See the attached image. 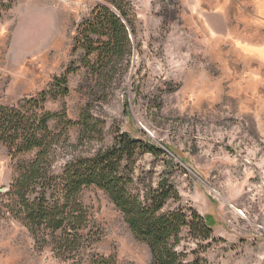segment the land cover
I'll return each mask as SVG.
<instances>
[{
	"label": "rangeland",
	"instance_id": "rangeland-1",
	"mask_svg": "<svg viewBox=\"0 0 264 264\" xmlns=\"http://www.w3.org/2000/svg\"><path fill=\"white\" fill-rule=\"evenodd\" d=\"M135 15L132 53L112 79L99 83L74 51L80 24L109 0H0V104L15 106L49 89L68 71L69 94L50 100L51 113L77 122L89 108L105 125L103 141L76 147L78 126L65 132L56 152L60 164L110 147L117 133L148 139L178 164L172 181L180 202L193 209L217 242L208 264H264V0H130ZM75 70V71H72ZM58 132L55 121L49 123ZM0 145V194L10 186L18 160ZM137 172L160 160L141 155ZM81 202L89 230L100 240L91 252L116 264H150L120 212L99 189ZM0 264H61L39 250L16 220L0 221Z\"/></svg>",
	"mask_w": 264,
	"mask_h": 264
},
{
	"label": "trees",
	"instance_id": "trees-1",
	"mask_svg": "<svg viewBox=\"0 0 264 264\" xmlns=\"http://www.w3.org/2000/svg\"><path fill=\"white\" fill-rule=\"evenodd\" d=\"M134 20L130 0H109L95 5L80 24L74 51L85 54L82 64L94 84L91 93L99 83L110 82L118 62L131 55ZM70 73L15 106L0 104V145L12 159L34 154L17 161L10 186L0 194V221L20 222L36 247L50 250L61 264H116L113 257L91 252L100 236L89 230V215L80 198L84 189L95 187L120 212L134 238L148 247L150 264H208L204 254L217 242L213 231L195 210L169 208L180 202L172 181L178 164L162 156L164 151L148 139L118 132L110 147L60 164L56 152L68 128H80L76 147L102 142L105 129L89 108L77 122L64 110H46L48 101L68 96ZM51 121L59 126L58 132L50 129ZM144 154L163 163L155 185L151 171L136 170Z\"/></svg>",
	"mask_w": 264,
	"mask_h": 264
}]
</instances>
